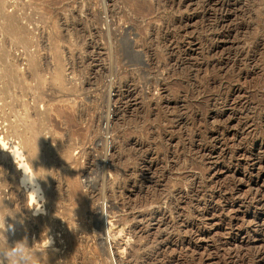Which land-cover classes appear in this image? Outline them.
Segmentation results:
<instances>
[{
	"label": "rangeland",
	"instance_id": "rangeland-1",
	"mask_svg": "<svg viewBox=\"0 0 264 264\" xmlns=\"http://www.w3.org/2000/svg\"><path fill=\"white\" fill-rule=\"evenodd\" d=\"M27 137L43 211L0 209L3 244L264 264V0H0V144Z\"/></svg>",
	"mask_w": 264,
	"mask_h": 264
},
{
	"label": "bare ground",
	"instance_id": "bare-ground-1",
	"mask_svg": "<svg viewBox=\"0 0 264 264\" xmlns=\"http://www.w3.org/2000/svg\"><path fill=\"white\" fill-rule=\"evenodd\" d=\"M19 135V134H18ZM16 136V135H15ZM2 137V136H1ZM29 140H30V138L29 137H27V138H23L22 139V144H20V145H22L21 147H19L18 145H16V144H13V145H11L10 147H8L7 146V144H5V142L3 143V145H2V143L0 144V145H2L1 147H2V150L3 151H7L8 152V156H7V158L5 159V157H4V159H5V162L4 163H2L1 162V160H0V209H7V208H9V207H12V206H17V205H19V204H22V203H24L23 201H25L24 199L26 198H24L23 200H22V202H20V199H19V195L21 194V192H27V190L30 188V189H32L33 191H32V193L31 194H29L30 195V202H29V205L28 206H32V204H34L33 202L35 201L34 200V198H36L37 196H36V194H37V192H36V190H35V188H39V187H37V186H35V188H34V185L35 184H29V186H28V188H25V187H23V186H21V180H20V182H18V177L20 176V175H24V173H27L28 174V171H29V168H30V170H31V167L33 168V165L35 166V164L36 163H38V162H40L39 161V154H38V151H37V149H34L33 147H30L31 146V143L29 142ZM1 141V140H0ZM9 142V141H8ZM22 147H24L27 151V154L29 153L30 154V156H31V159H32V161H33V163L32 162H30L29 160H31V159H29V160H27V161H29L30 163H29V165H31V167H29L27 164H24V162L23 161H25L24 159H22V157H21V155L20 154H22L21 153V148ZM24 149V150H25ZM23 151V150H22ZM4 153V152H3ZM5 154V153H4ZM3 157V156H2ZM29 157V156H28ZM18 158H19V160H18ZM30 158V157H29ZM1 159V158H0ZM23 161H22V160ZM16 163V165H17V167H15L14 166V164ZM26 163V162H25ZM37 166H38V164H36ZM41 165V164H40ZM38 167H41V166H38ZM35 168V167H34ZM37 168V167H36ZM41 169V168H40ZM43 169V168H42ZM35 171H38V168H37V170H35ZM41 171H44V169L43 170H41ZM33 172H34V169H33ZM32 173V172H31ZM41 173V172H40ZM33 174V173H32ZM44 174H46V173H44ZM41 175H43V174H41ZM36 176V175H35ZM31 177V175H28L27 177H26V180H28V182H31L30 180H29V178ZM42 177V176H41ZM45 178V177H44ZM42 179V178H41ZM43 182V181H42ZM37 184H38V182H36ZM43 184V183H42ZM42 187V186H41ZM40 187V188H41ZM42 189V188H41ZM36 193V194H35ZM3 194H5L4 195V198H7V196L9 197V199L8 200H4L3 198H2V196L1 195H3ZM22 195V194H21ZM28 195V196H29ZM36 197H35V196ZM26 196V195H25ZM22 198V197H21ZM29 198V197H28ZM37 203V202H36ZM24 204H22V207H24L23 206ZM26 205V204H25ZM36 205V204H35ZM1 212V211H0ZM35 216H37V215H35ZM32 218V217H31ZM34 218V217H33ZM39 221V220H38ZM42 222H43V220H41ZM25 230H27V229H25ZM29 232V231H28ZM7 234V233H6ZM3 236V235H2ZM16 236V235H15ZM18 236V235H17ZM25 237H27V233L25 232V231H22L21 233H20V235H19V240L21 241V240H23ZM18 238V237H17ZM2 239V238H1ZM8 239V238H7ZM28 239V238H27ZM5 240H6V238H5ZM6 241H8V240H6ZM4 243V242H3ZM1 241H0V247H5L6 245L5 244H3ZM10 243V242H9ZM27 243H28V240H27ZM7 244V243H6ZM45 244V243H44ZM45 248V247H44ZM35 259V258H34ZM35 261L37 262V264H53V262H52V260L51 259H49V261L51 262H49L48 261V259H44V258H42V259H39V257L37 258V259H35Z\"/></svg>",
	"mask_w": 264,
	"mask_h": 264
},
{
	"label": "clouds",
	"instance_id": "clouds-1",
	"mask_svg": "<svg viewBox=\"0 0 264 264\" xmlns=\"http://www.w3.org/2000/svg\"><path fill=\"white\" fill-rule=\"evenodd\" d=\"M28 176L27 173H24V175L21 177V186L28 188L29 184H35L38 179V177H30L29 180L31 182H28L26 180V177ZM46 178V177H45ZM44 178V179H45ZM37 192V199L41 205V207L36 208L34 207V215H40L43 211V192L39 188L35 189ZM33 191V190H32ZM31 192V191H28ZM5 217H3L2 220H0V225H2L3 233H5L8 230L15 231L14 225H6ZM50 229H48V232ZM47 232V244H46V250L51 247L54 243V240L51 236L48 235ZM34 253L31 250V247L28 246L27 243V237H25L21 241H17L14 245H9L8 241L5 247H0V264H37V262L34 260Z\"/></svg>",
	"mask_w": 264,
	"mask_h": 264
}]
</instances>
